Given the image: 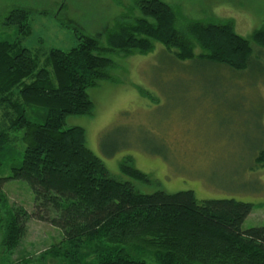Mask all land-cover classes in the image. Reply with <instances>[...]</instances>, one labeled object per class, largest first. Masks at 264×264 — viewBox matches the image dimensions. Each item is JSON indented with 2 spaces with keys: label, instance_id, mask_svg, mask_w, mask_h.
<instances>
[{
  "label": "trees",
  "instance_id": "1",
  "mask_svg": "<svg viewBox=\"0 0 264 264\" xmlns=\"http://www.w3.org/2000/svg\"><path fill=\"white\" fill-rule=\"evenodd\" d=\"M5 25L21 37L31 33L23 10L9 11ZM176 25L170 6L139 1L107 31V48L97 38L77 37L69 51L50 49L43 68L20 42H0V109L10 131L0 128V158L13 151L17 139L11 133L22 132L21 164L9 179L26 182L34 197L31 215L13 206L3 217L8 202L0 179V264H264V227L242 230L253 205L197 201L190 191L141 194L110 176L86 148L83 129L64 128L68 117L92 115L89 90L116 83L115 64L106 53L146 55L158 43L178 61L242 72L251 63V44L264 49V27L245 39L230 21H189L182 31ZM34 108L44 111L42 123L30 121ZM256 163L264 165V152ZM121 169L149 183L127 162ZM30 219L60 231L61 241L36 258L12 261Z\"/></svg>",
  "mask_w": 264,
  "mask_h": 264
},
{
  "label": "rangeland",
  "instance_id": "2",
  "mask_svg": "<svg viewBox=\"0 0 264 264\" xmlns=\"http://www.w3.org/2000/svg\"><path fill=\"white\" fill-rule=\"evenodd\" d=\"M139 1L143 0H0V42H20L43 68L50 49L69 51L77 37L97 38L107 48V31ZM158 1L172 8L180 31L189 21L212 25L230 21L238 36L249 39L264 27V0ZM15 9L28 13L27 37L5 25L7 13ZM133 16H138L136 11ZM251 46L250 66L242 72L197 60L178 61L158 43L146 55L123 58L106 53L115 64L111 75L116 83L104 81L89 90L92 115L68 117L64 128L83 129L86 148L110 176L141 194L190 191L197 201L251 204L242 230L264 227V165L256 163L264 152V49ZM30 110V121L42 123L44 111ZM7 125L0 109V128L9 133ZM11 135L17 139L13 151L0 158L8 202L2 214L5 217L17 206L31 215V188L9 179L21 164L23 151L18 141L22 132ZM125 162L146 175L149 183L123 174ZM61 238L57 229L30 219L11 260L36 258Z\"/></svg>",
  "mask_w": 264,
  "mask_h": 264
}]
</instances>
